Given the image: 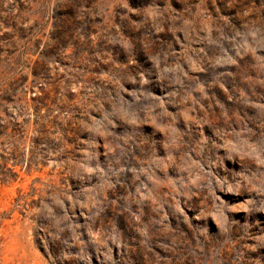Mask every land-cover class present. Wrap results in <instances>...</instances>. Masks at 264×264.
Masks as SVG:
<instances>
[{"label":"rangeland","instance_id":"obj_1","mask_svg":"<svg viewBox=\"0 0 264 264\" xmlns=\"http://www.w3.org/2000/svg\"><path fill=\"white\" fill-rule=\"evenodd\" d=\"M0 264H264V0H0Z\"/></svg>","mask_w":264,"mask_h":264}]
</instances>
